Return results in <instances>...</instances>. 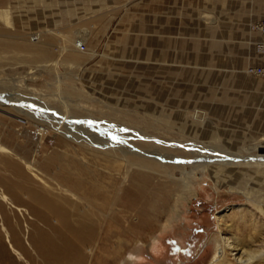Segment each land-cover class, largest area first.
I'll list each match as a JSON object with an SVG mask.
<instances>
[{
    "label": "rangeland",
    "instance_id": "374dc122",
    "mask_svg": "<svg viewBox=\"0 0 264 264\" xmlns=\"http://www.w3.org/2000/svg\"><path fill=\"white\" fill-rule=\"evenodd\" d=\"M262 11L264 0H0V96L22 98L30 103L23 110L44 121L64 117L70 138L59 136L71 145L34 136L35 121L43 122L1 103L0 135L29 149L43 141L30 165L48 181L68 160L84 161L67 171L89 187L86 204L101 223L89 264H211L220 233L264 246V78L245 71L259 62L254 25ZM154 41L158 61L176 64L158 77ZM68 43L80 60L64 59ZM198 109L206 113L196 122ZM15 124L26 131L18 136ZM86 133L161 162L129 167L139 162L132 155L114 161L84 148ZM0 255V264H12Z\"/></svg>",
    "mask_w": 264,
    "mask_h": 264
},
{
    "label": "bare ground",
    "instance_id": "6f19581e",
    "mask_svg": "<svg viewBox=\"0 0 264 264\" xmlns=\"http://www.w3.org/2000/svg\"><path fill=\"white\" fill-rule=\"evenodd\" d=\"M254 26H256L255 28L258 31L259 28L256 23ZM37 37L38 35L33 40H36ZM82 46L81 50L84 49V45ZM0 103L10 105V107L17 109L24 115H30L29 111L23 110L30 103L20 97L0 96ZM30 116L44 123L39 124L35 121L37 127L34 128V136L45 135L50 139H58L62 144L71 145L70 141L68 143V140L66 141L59 136V134H62L70 138L67 133L62 131L63 127H61V124L66 120L64 117V119L59 118V122L54 124L34 116V112ZM150 116L152 118L156 117L155 113H151ZM192 117L197 122L203 121L205 118L204 113L201 111L196 112ZM166 122L169 125L172 124L171 120L167 119ZM114 126L119 132L126 130L118 125ZM12 128L18 136L19 130L26 131V128L18 124H15ZM180 128L184 129L182 126ZM179 132L182 133V131ZM14 136L10 133L0 135V254L11 257L9 261L12 264H19V261L17 262L18 259L9 255L5 243L2 241V236L4 235L10 248L17 253L20 260L25 264H89L88 261L93 252L94 241H98L99 235H101L98 231L101 223L97 221V218L93 217L96 214L89 206L90 203L86 204V200L91 197L86 190L89 187L85 182L74 178L67 171V169H74L70 164H85L84 161L70 158L71 160L65 162V166L61 167L62 171L55 169L56 171L52 175H47L49 177L48 181L39 175V173L41 174V168L39 169L36 165L32 168L30 165V163H35L41 156L37 153L39 148L37 145L45 143L36 141L29 145L32 147L29 149L25 147L27 142L21 144L13 143L14 141L11 137ZM2 139L5 142L2 143ZM106 141L107 138L103 135L97 136V134L91 133L83 136L80 141L78 140V143L83 145V147L86 146L89 151H97L105 154L104 156L106 157L112 156L115 159L114 161H122V159L127 161V155H132L139 162L134 165L130 163L129 167L140 166L143 169H154L157 166L152 161L161 162L160 158L140 154L137 149L130 148L127 151L128 149L126 150L120 144H106ZM42 150L44 151V149ZM56 155L57 153L48 155L44 164L46 170L51 171L53 162L57 157ZM62 158L64 157L62 156ZM178 160L182 163H187L179 158ZM42 167L44 166L42 165ZM118 167H121V165ZM210 173H213V171L210 170ZM115 180H118L119 183L117 176H115ZM124 182L120 183L121 185L119 184L120 188L124 187ZM239 189L236 188V190ZM124 192L126 194H123V199H127L130 196L129 200H135L136 197H134V194L131 196L128 189H125ZM230 208L227 207L228 210ZM106 221L107 224H110L109 219ZM219 230H222V228L220 227ZM254 231H256L255 233H260L256 227ZM220 240L221 255L212 261L211 264H264V246L254 248V243L250 242L252 239L249 240L247 237H243L234 243L233 241L229 242L220 233ZM235 250H242L241 255L236 256Z\"/></svg>",
    "mask_w": 264,
    "mask_h": 264
},
{
    "label": "crops",
    "instance_id": "0c3cea01",
    "mask_svg": "<svg viewBox=\"0 0 264 264\" xmlns=\"http://www.w3.org/2000/svg\"><path fill=\"white\" fill-rule=\"evenodd\" d=\"M264 13V11H262V14ZM251 16H256V14H254V15H251ZM257 39L259 40L260 39V34H259V32H257ZM256 39V40H257ZM154 40L155 41H157V38L155 37L154 38ZM154 41V43H153V45H152V59H153V63H152V65H153V67H152V73H153V76L154 77H156V73H157V77L159 76L158 75V71L160 72L161 70H164V69H166L167 70V68H172L173 70H175V67H176V64H174V63H172V64H168V62H160V61H158V58H157V56H156V52H155V45H158L157 44V42H155ZM46 45V44H45ZM63 49V52H62V55L65 53V55H66V57H64V59L66 60L67 59V61H71L72 62V60L73 61H78V60H80V58L82 57L81 55H80V53L76 50V49H74V45H73V43H68V46H67V48H62ZM256 54V53H255ZM157 55H158V53H157ZM257 59H258V61L259 62H261L262 61V58L259 56V54H258V56H257ZM202 60H204V59H202ZM254 62H256V61H254ZM258 62V63H259ZM250 65H254V63H252V64H250ZM168 71V70H167ZM169 72V71H168ZM158 80V79H157ZM59 82V81H58ZM158 82H159V80H158ZM158 86H160L159 84H158ZM162 87H163V85H162ZM114 101V100H113ZM199 111H201L202 113H204V117H205V111L204 110H195L194 112H193V114H192V116H194L195 115V113L196 112H199ZM193 118V117H192ZM193 120L194 121H196L194 118H193ZM197 122V121H196ZM200 124H202V123H200ZM183 127V126H182ZM199 127H201V126H199ZM184 129H185V126L183 127ZM262 141H264V137H261L260 138V144L262 143ZM259 145V144H258ZM260 147H261V145H260ZM249 156L250 155H252V154H248ZM253 157H255V156H253ZM252 157V158H253ZM247 158H248V156H247ZM249 160V159H248ZM253 160V159H252ZM251 161V159L249 160V162ZM251 163V162H250ZM252 164V163H251ZM260 165V164H259ZM262 166H264V165H262Z\"/></svg>",
    "mask_w": 264,
    "mask_h": 264
},
{
    "label": "built area",
    "instance_id": "2783aa9c",
    "mask_svg": "<svg viewBox=\"0 0 264 264\" xmlns=\"http://www.w3.org/2000/svg\"><path fill=\"white\" fill-rule=\"evenodd\" d=\"M256 24L259 28L258 31L260 32V39L254 43L253 48L255 52L262 58V61L258 64L248 65L245 68V71L248 74L264 78V13L259 17ZM255 27L256 26H254V28Z\"/></svg>",
    "mask_w": 264,
    "mask_h": 264
}]
</instances>
